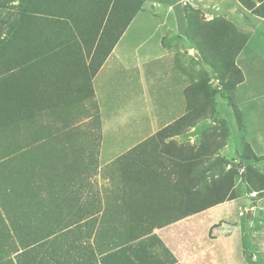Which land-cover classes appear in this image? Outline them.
Returning a JSON list of instances; mask_svg holds the SVG:
<instances>
[{"label": "rangeland", "instance_id": "obj_1", "mask_svg": "<svg viewBox=\"0 0 264 264\" xmlns=\"http://www.w3.org/2000/svg\"><path fill=\"white\" fill-rule=\"evenodd\" d=\"M25 4L26 0H21V4L15 0L0 6V87L3 85L7 97L11 94L6 76L11 80L18 75L22 57L21 46L11 44L16 42L19 31L34 19L54 17L64 22L62 14L38 15L37 12L46 9L34 2V5L22 9ZM171 4L181 13L182 0H171ZM74 5L76 14L81 15L80 2ZM204 8L199 9L202 22L211 17L209 8ZM212 11V18L222 16L216 7ZM52 12L56 11L53 9ZM80 18L75 17L79 25H86L82 30L91 32L89 25L85 24L87 20ZM168 20L141 16L131 21L118 45V58L123 52L125 67H117L120 59H117L116 51V56L94 80L95 97L31 99L30 111L20 121L12 123V116H9L3 122L0 128L1 216L5 222H12L17 227L24 240L31 242L28 248L45 243L39 247L38 258L62 255L68 249L72 261L75 256L89 252L94 255L96 252V259L103 244L95 239L113 234L117 229L108 219L107 213L111 210L103 203L104 192L131 187H166L175 191L181 186L180 182L187 188L192 186L187 184L186 177L154 179L147 163L138 177L124 175L126 166L135 170L132 157L136 155L138 145L143 148L147 138L155 136L164 127L175 126L178 134L171 137L158 135L154 142L145 145L144 153L138 155H163L160 150L166 145H170V149L184 150L188 146H197L204 134L219 133L223 121L227 135L217 154L225 162L216 168L215 173L234 172L235 198L219 203L205 213L206 220L213 221L208 223L204 232L229 236L228 246H241L243 260L249 264H261L260 256L257 262H250L245 251L246 237L251 230L247 221L248 210L255 204L260 206L263 200L255 191H249L244 172L250 167L255 176H264V98L248 100L245 88L246 73L250 74L244 57L248 36L236 27L245 35L243 48L235 57L242 79L231 85L202 58L197 39L187 33L185 25L181 28L178 24V34L164 32ZM163 22L164 26L158 25ZM76 35L79 37L74 34L73 42H82L80 34L77 32ZM260 73L264 74V70L261 69ZM199 84H206L214 91L207 111L209 115L212 105L213 114L196 121L194 126L175 125L189 112L191 98L197 101L196 104L203 103L204 92L196 87ZM48 100L51 103H46ZM246 144L262 158L246 160ZM132 149L133 153L128 154ZM153 150L155 153H151ZM215 173H205L207 180ZM199 181L204 184V180ZM68 189L77 191L72 197L78 204L62 202L61 198L68 196ZM85 198L90 205L82 204L81 200ZM82 214H86L85 220H80ZM255 217L260 219L261 214L256 211ZM8 226L12 233L10 241L22 250L13 234V225ZM144 227L141 230H145ZM252 230L259 246L264 239V228L261 231L260 226H253ZM228 251L232 253V249ZM16 253L12 251L11 255ZM229 257L233 259L234 255Z\"/></svg>", "mask_w": 264, "mask_h": 264}, {"label": "crops", "instance_id": "obj_2", "mask_svg": "<svg viewBox=\"0 0 264 264\" xmlns=\"http://www.w3.org/2000/svg\"><path fill=\"white\" fill-rule=\"evenodd\" d=\"M88 1L104 4L102 15L104 19L100 25L88 22L91 32L88 36L89 43L86 46L77 44L66 50L59 44L54 43L50 46L47 43L48 36H45L46 31H52L53 42L55 38L58 40L61 35V21L54 17L37 19L35 24L31 23L21 29L24 35L28 34L30 29L32 31L34 29L38 37L31 50L26 45L21 46L22 57L19 61L18 75H15L11 80L6 76L7 89L11 94L9 97H20L28 101L31 99L93 98L95 97L94 80L112 57L116 56V51L117 59H120L117 67L121 66L122 69L125 67L124 53H120V58H118V45L125 34L122 21L125 0ZM251 1L255 3V6L261 4L264 11V0ZM182 2L183 6L188 4L195 9L203 10L204 7H208L210 10L208 15H211L208 20L213 16L212 8L216 7L223 17L234 23L248 36L244 49L245 61H247L248 69L250 68V74L246 73L245 76L246 93L249 96L248 100L264 98V74L260 73L261 69L264 70V17L252 13L239 0H182ZM105 4L108 5L105 6ZM183 6L180 13L179 10H175L171 0H145L139 10L144 13H137L139 16L134 15L132 21L141 16L156 20L169 19V24L166 23V26H164V22L158 25L164 26V32L170 34L177 32L178 34L180 33L178 24L181 25V28L186 26ZM78 29H82V27L78 24L77 19L70 18L67 31L71 38L74 34L76 38L79 37L76 35ZM113 42L115 43L111 51L101 62L107 45ZM67 53L70 57H67ZM96 67L97 69L94 71ZM258 67L261 69L257 70ZM252 71H254V75L251 74ZM255 75L257 77L253 78ZM46 103L51 102L48 100ZM29 111L30 103L26 114ZM63 143L64 141H62ZM132 159H134L132 161L133 168L139 173L145 170L144 164L147 163L151 171L150 175L154 179H161L164 176L167 178L179 176L180 179L186 177L187 180V168L179 156L143 157L135 155ZM161 175L163 176L160 177ZM180 184L179 189H175V191L166 187H140V189L131 187L104 192L103 203L109 205L111 210L107 213L108 219L112 220L117 229L113 234L101 235L95 239L103 244L96 259L94 257L96 252L95 255L89 252L78 257L75 256L74 260L78 264H93V262L95 264L97 261L98 264H249L245 259H242L241 246H234V248L231 244L228 246L229 236L219 233L209 235L204 232L208 223L213 221L206 220L205 213L214 206L198 213L178 217L172 221L167 220L171 216L174 218L186 205V193L189 188L186 185L182 186V182ZM66 191L69 202H76L72 196L77 191L72 189ZM61 199H65V197ZM262 200L260 206L255 204L248 210L247 221L251 230L246 237L245 251L249 255L247 259L250 262H257V259L261 257V264H264V239L258 246L257 237L252 230L253 226H260L261 231L264 228V198ZM81 201L84 206L90 205L87 198ZM257 207L261 211L257 210ZM256 211L261 214L260 219L255 217ZM86 218V214L80 216V220ZM109 225L112 224L109 223ZM138 226H151L152 229L145 235L133 236L128 233L130 227ZM90 239L92 241V236ZM228 249H232V253H234H230ZM230 255H234L233 259L229 257ZM241 261L242 263H240Z\"/></svg>", "mask_w": 264, "mask_h": 264}, {"label": "trees", "instance_id": "obj_3", "mask_svg": "<svg viewBox=\"0 0 264 264\" xmlns=\"http://www.w3.org/2000/svg\"><path fill=\"white\" fill-rule=\"evenodd\" d=\"M8 1L15 0H0V6L2 7ZM21 4V0H17ZM24 1V0H22ZM145 0H125L123 2L124 18L123 26L126 27L132 21L134 15L142 8ZM37 3L43 9L37 14H45L47 16H52V13L62 14L61 19L64 22H61V35L59 39L55 38L53 42L52 31L48 30L45 33L47 37L48 44L52 46L54 43L61 45L65 50L70 46L78 44L73 42L74 39L68 33L70 18L76 16L81 17L80 19L87 20L90 23L100 25L102 22V15L104 12V4L102 2H90L88 0H26V4L22 9H25L27 6ZM80 2L82 8L81 15H77L74 11L75 5ZM239 2L246 8H248L252 13L264 17V11L262 10V5L259 4L255 6V3L251 0H239ZM34 5V4H33ZM108 4H105V6ZM21 8V7H20ZM54 11L56 12H52ZM183 12L186 20V30L189 32L193 39H197L196 43L198 45L199 51L202 58L210 65L213 70L219 76H221L223 81L228 82L229 84H235L240 82L242 79V74L239 68L235 64V57L239 51L243 48L245 42V35L240 33L236 26L227 18L223 16H215L210 20L200 21V11L195 9L192 6L185 4L183 6ZM36 20L34 19L33 23L35 24ZM81 26V25H80ZM86 25H82V29ZM82 29H78V33L82 38V42L79 44H88V36L90 32H86ZM28 34L24 35L22 30L19 31V37L16 39V42H11L13 46L19 44L20 46L26 45L29 50L34 47V43L38 35L36 31L30 29ZM120 35V32H119ZM73 39V40H72ZM115 42L107 45L105 54L101 58V62L104 61L106 55L111 51L113 44ZM10 44V45H11ZM4 45V44H3ZM3 57V55L1 56ZM67 57L70 55L67 53ZM65 56V58H67ZM98 67V66H97ZM94 68V71L97 69ZM3 85L0 87V128L2 124L9 116H12V123L20 121V118L26 114L28 110V104L30 100H23L20 97H7ZM200 91L204 92L203 103L196 104V100L191 98L189 101L190 110L187 112L178 123L175 125H185V126H194L196 121L202 119L204 116L207 117L208 109L210 104L208 103L212 98L214 91H211L206 84H199L196 86ZM37 103V101H35ZM213 114V106L211 105L209 115ZM220 132L217 134H208L203 135L197 146H188L186 149H170V145L162 147L160 153L163 155L179 156L182 159L183 165L186 166V171L188 174L187 183L191 184V188L186 193V202L183 210L178 212L174 218H167L168 221L177 219L178 217H184L194 213L203 211L209 207L215 206L219 203H222L226 200H232L235 198L234 193V172L228 170L225 173H215L216 168L220 167L225 161L220 157L217 152L224 145V140L227 133V128L225 123L222 121L219 126ZM179 131L176 130L175 126L164 127L160 132L151 136L144 141V147L142 148L141 144L138 145L134 154H143L145 145L154 142L153 140L159 136L171 137L174 134H178ZM221 138L220 141L216 140ZM172 147V145H171ZM128 152V154L133 153ZM151 153H155L153 150ZM245 159L246 160H259L262 157L257 156L252 152L251 148L246 144L245 149ZM214 172L215 174H210V178L207 180L208 175L205 173ZM124 175L138 177L139 172L137 170H132L129 167H125L123 170ZM245 173V181L249 186V191H255L260 198H264V176L258 174L255 176L251 171L250 167H247ZM199 180H204V184ZM253 186V189L250 186ZM61 201V200H60ZM69 196L62 199V202H68ZM13 225V234L18 239V243L23 247L22 250H19L18 245L10 241L12 233L10 232V227L8 225ZM145 230H141L138 227H130V233L133 236L145 235L150 233L152 227L146 226ZM17 227L12 222H5V219L1 216L0 212V264H78L74 259L72 261L71 254L68 253V249L62 253V255H52L51 257H41L38 258L39 247L45 246V243L42 242L37 247L28 248L30 243L21 237L19 232L16 229ZM12 229V228H11ZM146 231L147 233H142ZM36 241V240H34ZM17 251L16 255L12 256L11 252ZM40 256L43 254L39 253ZM57 257V258H55ZM53 260L55 262L53 263Z\"/></svg>", "mask_w": 264, "mask_h": 264}]
</instances>
